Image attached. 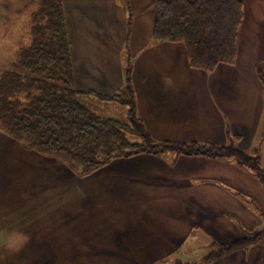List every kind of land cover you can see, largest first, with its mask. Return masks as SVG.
Listing matches in <instances>:
<instances>
[{
  "label": "crops",
  "instance_id": "1",
  "mask_svg": "<svg viewBox=\"0 0 264 264\" xmlns=\"http://www.w3.org/2000/svg\"><path fill=\"white\" fill-rule=\"evenodd\" d=\"M158 1L62 0L74 88L120 91L127 51L137 111L156 141L225 145L229 133L264 170V0H240L235 61L212 71L192 67L182 42H153ZM34 2L0 0V65L15 57V26ZM81 100L127 120L117 102ZM263 229L264 182L234 160L150 151L80 175L0 129V264H264V235L203 262Z\"/></svg>",
  "mask_w": 264,
  "mask_h": 264
},
{
  "label": "trees",
  "instance_id": "2",
  "mask_svg": "<svg viewBox=\"0 0 264 264\" xmlns=\"http://www.w3.org/2000/svg\"><path fill=\"white\" fill-rule=\"evenodd\" d=\"M33 6L29 42L19 46L9 67L0 74V129L28 148L59 158L80 175L116 157L170 150L234 160L264 182L258 157L238 147L229 133L225 145L156 141L137 111L132 60L127 51L125 84L120 91L103 95L76 90L62 0H35ZM157 7L153 42H182L190 65L206 71L235 61L243 18L240 0H159ZM130 29L131 15L126 40ZM259 77L264 86V70H259ZM86 95L125 106L127 120L96 114L82 102ZM263 235L264 229L257 230L242 240L221 245L203 262L252 244Z\"/></svg>",
  "mask_w": 264,
  "mask_h": 264
},
{
  "label": "rangeland",
  "instance_id": "3",
  "mask_svg": "<svg viewBox=\"0 0 264 264\" xmlns=\"http://www.w3.org/2000/svg\"><path fill=\"white\" fill-rule=\"evenodd\" d=\"M32 7L33 8H31L30 10L27 9L24 11V13L19 18L18 23L16 24L15 29H14V34H13L14 40L12 41V43L19 45L20 47H22V45H25L29 42L28 32H29V28L31 25L30 13H31V11H33L34 6H32ZM16 53H17V51H16ZM12 60H13V57H12ZM7 64L3 63L0 65V74L3 70H5L7 68V66H8ZM115 118H118V117H115ZM204 252H207L206 254H208L210 251H204Z\"/></svg>",
  "mask_w": 264,
  "mask_h": 264
}]
</instances>
